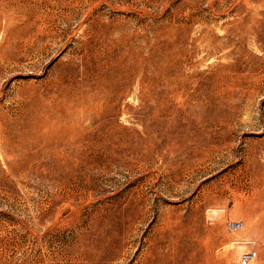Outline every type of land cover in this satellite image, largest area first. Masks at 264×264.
<instances>
[{
    "label": "rangeland",
    "instance_id": "374dc122",
    "mask_svg": "<svg viewBox=\"0 0 264 264\" xmlns=\"http://www.w3.org/2000/svg\"><path fill=\"white\" fill-rule=\"evenodd\" d=\"M244 247L264 264V0H0V264Z\"/></svg>",
    "mask_w": 264,
    "mask_h": 264
},
{
    "label": "built area",
    "instance_id": "2783aa9c",
    "mask_svg": "<svg viewBox=\"0 0 264 264\" xmlns=\"http://www.w3.org/2000/svg\"><path fill=\"white\" fill-rule=\"evenodd\" d=\"M227 227L230 231L236 232L243 227L241 220H229ZM258 252L254 247H244L237 257L236 264H256Z\"/></svg>",
    "mask_w": 264,
    "mask_h": 264
},
{
    "label": "bare ground",
    "instance_id": "6f19581e",
    "mask_svg": "<svg viewBox=\"0 0 264 264\" xmlns=\"http://www.w3.org/2000/svg\"><path fill=\"white\" fill-rule=\"evenodd\" d=\"M104 82V81H103ZM95 90V89H94ZM108 90V89H107ZM97 94V93H96ZM100 94V93H99ZM100 97V96H99ZM98 97V98H99ZM101 100H103V99H101ZM91 103V102H90ZM106 103V102H105ZM94 110V109H93ZM94 113H96V112H94ZM102 114V113H101ZM103 115V114H102ZM55 125H56V123H55ZM58 127V126H57ZM190 262V261H189ZM189 264V263H188Z\"/></svg>",
    "mask_w": 264,
    "mask_h": 264
}]
</instances>
